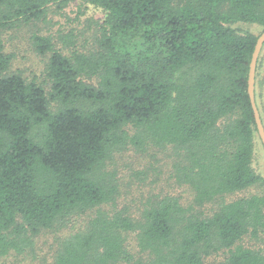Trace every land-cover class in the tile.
I'll use <instances>...</instances> for the list:
<instances>
[{
    "label": "trees",
    "instance_id": "obj_1",
    "mask_svg": "<svg viewBox=\"0 0 264 264\" xmlns=\"http://www.w3.org/2000/svg\"><path fill=\"white\" fill-rule=\"evenodd\" d=\"M68 2L0 0V259L82 217L50 264H204L218 252L215 264H264V248L240 243L264 234V192L225 200L264 190L252 166L263 145L247 90L258 35L234 26L263 30L264 0H84L104 13L90 50L69 49L73 36L57 47L32 32L35 51L48 55V88L10 71L3 34ZM260 65L259 53L264 126ZM152 146L175 152V182L192 202L166 194L133 215L117 206L116 155ZM213 201L211 213L198 210Z\"/></svg>",
    "mask_w": 264,
    "mask_h": 264
},
{
    "label": "rangeland",
    "instance_id": "obj_2",
    "mask_svg": "<svg viewBox=\"0 0 264 264\" xmlns=\"http://www.w3.org/2000/svg\"><path fill=\"white\" fill-rule=\"evenodd\" d=\"M103 15L100 8L85 3L84 0H69L62 8L51 5L44 21L6 31L3 34L5 50L13 54L9 70H20L28 79L36 78V81L47 89L45 65L48 55H40L35 51L31 42L32 32L51 35L57 47L62 45L60 36H73V45L69 46V49L76 48L87 52L95 43ZM234 26L247 29L256 35L262 32V27L255 23H235ZM260 57V76L264 79V44ZM255 82L257 84V78ZM175 161V152L170 146L164 148L152 146L142 153L129 148L116 155L114 169L119 189L117 206L130 205L131 213L136 215L148 200H155L166 194L176 195L183 205H190L192 191L187 186L175 182ZM252 166L256 172L264 175V149L259 142ZM261 192H264L261 187L252 186L227 196L225 200ZM215 207L216 202L213 201L197 208L209 214ZM81 218H73L74 220L60 231H42L34 237L32 250L22 254L10 253L0 259V264H50L60 237L76 230L82 224ZM260 236L258 240L244 238L240 243L256 249L264 248V234ZM127 240L130 248L135 251L133 236L129 235ZM222 257L221 252L211 254L204 259V264H215Z\"/></svg>",
    "mask_w": 264,
    "mask_h": 264
},
{
    "label": "water",
    "instance_id": "obj_3",
    "mask_svg": "<svg viewBox=\"0 0 264 264\" xmlns=\"http://www.w3.org/2000/svg\"><path fill=\"white\" fill-rule=\"evenodd\" d=\"M263 43H264V29L257 36L254 49L251 55V59L249 63L248 79H247V90H248V95H249L250 103H251L252 110H253V115H254V120H255V124L257 128L258 136L261 140V143L264 149V126L261 121L259 110L255 102V92H254L256 65H257L258 56L261 51Z\"/></svg>",
    "mask_w": 264,
    "mask_h": 264
}]
</instances>
